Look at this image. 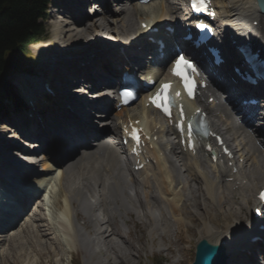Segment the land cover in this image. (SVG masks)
<instances>
[{
  "label": "bare ground",
  "instance_id": "bare-ground-1",
  "mask_svg": "<svg viewBox=\"0 0 264 264\" xmlns=\"http://www.w3.org/2000/svg\"><path fill=\"white\" fill-rule=\"evenodd\" d=\"M113 2H114L115 8L110 9L109 7L102 6L101 10H99L98 12H94L93 15L90 16L92 17L91 18L92 20H89L90 22H88V20H85L86 16L84 18L82 17V19L80 20H77L71 17L63 25H58L56 22H52L51 23V33L55 40V45L57 48L56 52L58 53L61 51L58 48V45L64 42H67V41L71 42V47H73L74 50L78 49V46H79L78 42L84 41V43H86L87 41H90L89 37L92 35V33H94V36L102 35L101 39H103L104 37L106 38L110 34H112L113 37H117V38L119 37V35L120 36L123 35L124 37L132 36V34L128 36L129 34H126V33H129V31H132L135 27V26L133 27V25H135L133 22L136 20L135 19L137 15L135 12L136 9L139 10V13L141 15H145L146 12L148 11L146 9V6H150V5L154 7L157 6L156 11L158 12L156 16L154 17L157 19V21L160 22V20L166 15V13L171 12V10L174 11L178 8L177 6L178 3L176 1L171 2L169 0H161L159 2H152V3H148L145 6L134 4L131 2V0H113ZM215 2H216L215 6L217 10V24H218L219 29H220V26H223L222 27L223 29L225 27H228L229 32L233 35L248 34L246 28L243 27V25L247 24V20H245L246 17L257 19V20H264V14H261L260 12H258L255 0H222V1L215 0ZM172 4H175V6H173ZM131 6H133V8ZM144 20L145 18L142 17L138 21V23ZM136 22L137 21H135V23ZM130 27H133V28H130ZM251 29H252V32H254V35H256V37H259V39L262 42H264V24L261 30H257L255 28H251ZM116 30H117V34H116ZM107 38H110V37H107ZM99 42L101 41H98V43ZM49 45H50V41L48 40L47 42H42L39 44L36 43L35 45H33V47L37 52L45 53ZM85 45L87 46V44ZM96 47L97 46H95V48ZM89 48L90 46L87 47V49ZM98 48L99 47H97L96 49ZM107 49L109 51V48ZM167 49H168V46L165 47V50ZM96 51L97 50H95L94 56H96ZM57 53H54V54H57ZM48 55H49L48 53L45 55H42V58ZM57 55L58 57L60 56L59 54ZM102 58H106L105 54L102 55L101 58H99V60H101ZM41 61L42 62H41L40 68L43 69L42 77L43 79H45L46 76H50V74L47 69L48 66L45 64L43 60ZM97 64H98V61L95 60L91 67V70H93L92 71L93 73L96 72ZM113 71H117V69H114ZM95 75H97V73H95ZM73 79L74 78L72 77H68L67 80H65V82H70L71 80L73 81ZM37 80L38 78L36 79L34 77L32 78V76H29L26 81L23 77L17 76V78H15L13 81L22 85L24 88V92L26 94V92L29 91V89L32 86H35L37 84ZM28 82L30 84H28ZM211 84L212 85L216 84V81L213 77H211ZM66 94L72 95L69 92H67ZM209 96L214 97V92L208 90L207 97ZM216 99L217 98L214 97L212 103L205 104L206 107L210 108V109L208 108V110L210 112L209 114L213 117L212 119L210 118L212 125L215 130L220 129L228 134V137L226 138L229 142L234 143L233 147L236 149L237 152L240 153L239 156L242 157V155H244L243 162H242V168L245 169L244 171L245 176L253 185L257 184L260 182V179H257L256 180L257 182H255V180L253 179L252 173L255 171L256 174H261V175L264 174V140H263L264 137H262V135L264 134L262 133L261 130H257L256 135L258 136L259 138L258 139L253 134L247 132L246 131L247 124H244L243 120L241 121V125L237 124L239 120L237 118L238 113H235L233 110L224 111L219 103L220 100L218 99V101L216 102ZM100 100H103V99L100 98ZM140 106L143 112L141 114H137L132 117L145 119L146 111L145 109H143L144 107L143 104H141ZM216 109L222 110L223 112L221 114L222 116L220 115L216 117V115L214 114V111ZM96 110H98L99 112L96 114H100L97 116L103 117V118H98L99 121L101 120V121L106 122L104 123L106 124L104 126V129L102 128V131L95 133L94 130L91 129L92 127L91 124H90L91 127H88V125L86 126V124L88 123L87 122H84V123H86L85 132L90 133L93 136H95L96 137L95 141H97L95 143H99V144L93 148L89 147L84 155L74 154L69 160H67L63 164L59 162L58 158H54L52 156L50 160L51 164H55V165L58 164V167L56 166V168L61 169L60 177L61 179H63V181H61V186L63 187V192L66 195L65 197L67 201V206H69V210H72L73 218L76 219L78 217V211H77V208H78L81 210L83 214L85 213V215L88 217V221L91 223L93 227V231L95 232L93 234L95 235L89 236L87 232H83L81 240L78 241V244H81L84 247V249L88 252L89 256L93 254V252H95L94 250L95 241H100V245L102 244V246H104L105 243L113 242V245H111V250L114 249L115 252H118V249H120L118 246L119 244H117V241L115 242L114 240L115 237L113 238L112 236H117L118 238L123 237V236L117 234L112 226V220L114 217L113 213H119L122 215L123 213H126V210L128 211L133 210V208L127 203V201H121L119 199L123 196L126 197L127 199L129 198V196L125 193V190L127 186L131 185V178H129L128 173H126L123 169V160L121 159L120 152L118 151L119 149L117 148V143L113 142L112 137L109 135L110 134V124H111L109 123V120H111L112 118L109 115V111H105L102 105L100 106L99 104V107H97ZM148 117L149 116L147 115L146 118ZM155 132H156L155 134L157 135V131ZM166 132L163 131L162 134L159 133V136L163 138V140L161 141L166 142L164 138ZM82 136L86 138L84 134H82ZM11 137H14V135H11ZM55 139H57L56 135L52 137V141L54 142ZM161 141L157 144L158 151H156V154H159L160 151H164V152L167 151L165 143ZM65 142H69V141L66 140ZM173 149H176V148H173ZM177 151H179L182 157V165H181V169L183 170L182 173L188 174V179H182L180 172L173 171V169L171 171L169 182L166 180L165 177L162 176L159 169H156L157 171L151 169L149 170V173L148 171H143V172L139 171L137 173L143 177L142 180L146 181V183L143 182L146 189L144 193L134 191V194L131 195V197H134L137 201L140 202V206L143 208V210L140 209L141 207H137L136 210L138 214L140 215L142 214L146 216L147 219L151 220L152 222L151 225L153 226V228L157 227L159 216L162 215L161 214L162 210L161 211L156 210L155 208L156 205L163 208V215L167 214V212L172 214L173 208L174 210L175 209L177 210L180 208L181 211L186 209L193 214L197 213V214L206 215L201 204H203L205 207L206 206L210 207L209 205L211 204L213 208L217 209V211L215 209L214 210L212 209L213 212L208 213L209 217H213L214 212H217V213L219 212L222 215L224 210L225 211L227 210V208H225V205L227 203L225 202V199L227 196L219 190L220 187H223L224 185L220 186L218 184V182L210 175V171L207 169V166L205 165L204 167H202L203 168L202 172L191 169L187 161L188 154L185 152H182V150H180L179 148ZM49 152H50V149L48 147H45L44 150L42 151V154L46 158V156H49L50 153L52 154V151L50 153ZM25 153L28 156H34V154H38L39 152L37 153L34 151H26ZM60 153L62 154L61 151ZM255 158H258L260 160V163L258 164V166L253 164V160ZM42 159L44 161L42 160L41 162V165H42V168H40L41 171L39 172L33 171V170L29 171V174H31V177H28V179L25 181V185L28 187V189L33 188V184L35 183H38L40 186L43 183V181L45 183L47 182L45 185V190L47 189V186H48L47 184H49L48 181H50L51 178L46 177V175L44 174L46 170H52L53 168L48 163L49 161L45 160L44 158ZM80 161H83V164L85 163L88 165L84 164L85 166H82V163ZM88 161H91L92 165ZM87 166H90V167L88 168ZM76 167L77 169L79 167V170H83L81 171L83 173L80 174L79 176L80 179L78 180H76L75 176H68L69 174L68 175L66 174L72 171V169ZM42 171L44 172L42 173ZM90 171H91V177L89 179L88 178L86 179L85 176L87 175V177H89ZM95 177L97 178L96 180H94ZM262 178L264 179V176ZM45 179L47 180L45 181ZM187 182H189L188 185H187ZM170 183H173L174 185L172 189L174 193L171 196V198H168L167 193L169 192ZM204 187L206 190V194L208 196L207 199L205 198V190L203 189ZM151 188H154V192L152 195H150ZM111 191H112V194H110ZM230 191L232 192V191H237V190L236 189L233 190L231 187ZM5 192L6 191H0V193L2 194L0 198L7 199V195L5 194ZM92 192H97L98 195L100 196L98 208L102 209L101 217H93L92 215V208L88 201V196H90L89 193L92 194ZM105 192H107V195H110L109 200L105 196ZM30 193H31L30 195L23 194L24 197H20L18 196V193L15 192L13 193L14 197L8 196L9 198L4 202V204L6 203L5 207H3L4 211L11 210V211H14V214H8L6 216H3L4 212L3 211L0 212V214H2L0 215V217H3V220L0 221V242L2 240V234H3L2 232H4V229H6L7 226L11 227L13 225L14 217L20 216V214L18 213L23 212L22 211L23 209H26V207L28 208L30 205L34 204V202H37L36 198L38 199V197H40L41 195L40 190L38 188L37 189L34 188L32 191H30ZM152 199L154 200L151 201ZM118 201L120 202L119 204H117ZM15 202H17V205L19 204L21 206L16 207ZM197 202H200V203H197ZM242 205L245 206V204H242ZM36 206L38 209L39 208L38 204H36ZM45 206H47V204ZM152 206L154 207L155 210L152 208ZM200 209L202 210L201 212H199ZM121 210H125V211H121ZM204 215H201V216H204ZM200 217H198V219H200ZM53 219L54 218L52 216V221ZM45 221L47 225H49V223L47 222L46 216H45ZM1 223L6 224L5 227H3ZM188 223L189 222H187V224ZM235 225H236V222L234 224H231L229 227L230 230ZM42 226H43L42 224L36 225V227L38 228L40 227V229H36L37 232L39 231L40 233H43L42 231H40ZM82 226L84 228V225ZM210 226L208 225V227ZM46 229H49V228L47 227ZM149 229H150L149 231L151 232L152 229L151 228ZM209 233L212 234L211 232ZM247 233H248V230L245 232V234ZM46 234L47 233H43L42 237L48 236ZM56 236L58 235L56 234ZM241 236L242 235L239 234L238 232H235V233L233 232L231 234L227 232H223V236L221 238L231 237V239L233 240L235 239L239 240ZM112 239L114 241H112ZM232 245H233V242L232 244L227 245L229 254L234 249V246L232 247ZM106 248L108 251L111 252L109 247L106 246ZM53 251L56 252L55 249ZM261 251H262V255H264V249H261ZM117 254L121 258H123L122 254H119V253ZM235 256L237 257L235 264H248L249 263L247 260H245L244 257L238 256L237 254H235Z\"/></svg>",
  "mask_w": 264,
  "mask_h": 264
},
{
  "label": "rangeland",
  "instance_id": "rangeland-1",
  "mask_svg": "<svg viewBox=\"0 0 264 264\" xmlns=\"http://www.w3.org/2000/svg\"><path fill=\"white\" fill-rule=\"evenodd\" d=\"M131 7L133 8V6ZM110 8H113V6L110 5ZM151 8L152 9L155 8L154 9L155 11L157 10L156 6L153 7L151 5L146 6V9L150 11L149 12L147 11L145 15H141L138 9H136V11L134 10L137 14L135 17L136 19L135 21L140 20L142 16L149 15L148 13H151V15L154 14L153 12H151L152 10ZM90 16L92 15H89L88 17L86 16L88 22H90L89 20H92L91 19L92 17ZM135 21L133 22L135 24L133 25V27L137 26V22L135 23ZM51 34H49V30H48L45 37L42 39V41L39 42V43L47 42L46 40L49 38L50 45L47 47L48 53H51L56 50L55 40L54 38H52L53 36ZM116 34H117V30H116ZM99 36L102 37V35L94 36V33H92V35L89 37L90 41H87L86 43H84V41L78 42L79 43L78 50L79 48H81V46L83 47L85 44H87L86 47L91 45L92 46L96 45L97 43L96 39L101 40V37ZM107 37H113V35L110 34ZM59 45L58 48L60 47ZM30 47L29 50L31 54L29 56L28 63L30 62V64L35 68L34 73L36 75L33 77L39 78L41 77V74L43 72V69L40 68L41 67L40 64H41V55L44 53L36 52L33 45ZM73 50L74 49H71L69 56L75 55L74 52H72ZM63 56L64 53L62 54V57ZM66 60L67 59H65L60 64V67L56 68L58 72H61V69H64V67L68 68L69 61ZM17 73L19 72H15L14 74H12L9 77L10 80H12V78L13 80L17 78L16 77ZM16 89L17 92L21 94L20 89L18 88ZM143 109H145V107H143ZM125 111H128V109ZM14 116L15 115H13V112L9 113L10 118L8 119V121L14 124L12 126L16 125ZM110 116L111 118H113L114 111ZM98 121L99 119L96 118L93 123L96 126V128H99L98 130H95L97 133L98 131H101L100 128H102L101 126L104 125L100 123L102 121L99 122ZM110 121L112 122L113 120L112 119L109 120V123ZM7 124L9 123H6L4 125L7 126ZM4 125H0V145L3 141H7V139L10 138L9 130L12 128V126L6 128V126ZM110 127H112V125H110ZM93 129H95V127ZM44 159L50 161L49 157L48 158L46 157ZM80 162L82 163V166L88 165L85 163L84 165L83 161ZM88 162L91 163V161ZM87 167L89 168L90 166ZM40 168H42L41 162H40ZM81 171L83 170H79V167L78 169L76 167L72 169V171H70L72 173L68 172L66 174L67 175L69 174L68 176H75L76 180H78L80 179L79 178L80 174L83 173ZM91 171L89 177H87V175L85 176L86 179L87 178L89 179L91 177ZM252 174L255 182H257L256 181L257 179H261L264 176V174L263 175L256 174L255 171ZM44 175H46V177L51 178V181L46 190L44 191L41 190L42 195L40 197H43L44 201L46 202L49 201L51 205V208L49 207V209L53 210L52 211L53 214L54 211L57 210L60 211L61 208L62 210L65 209L67 205V201L65 200L66 197L63 192V187L61 186V181H63V179H61L59 175V171L56 168H53L52 170L49 171L46 170ZM96 179L97 178L95 177L94 180ZM0 196H2L1 193ZM2 200H6V199L0 198V203L2 202ZM61 200L63 202H61ZM36 201L38 203L34 202V204L26 208V210L20 216L14 217L13 221L15 223L8 229L4 230L2 234V240L0 242V264H69V262L72 259L79 260L81 264H152V262L159 259H165L168 262V264H189L190 261L192 260L193 245L196 240H198L203 234L209 232L212 233L213 229L225 230L224 232L229 233L230 225L237 222L236 220L233 222V217L241 216L242 215L241 212L243 211V210L239 211L237 209H232V206L230 205V202L226 197L225 202L227 203L225 205V208H227V210L226 211L224 210L222 215L219 212L218 213L214 212V216L209 217L208 213H212L213 212L212 209L213 210L215 209L217 211V209L213 208L211 204L209 205L210 207L207 206L205 207L203 204H201L206 215L197 214V213L193 214L186 209L181 211L180 208L177 209L178 210L177 211L176 209L174 210L173 208L172 214L167 212L165 216L164 215L161 216L163 221H160L159 223L158 220L156 228H153V226L151 225L152 222L150 221V219H147L146 216L142 214L139 215L138 218L132 216V218L130 219L131 222L127 224L128 226L127 231L121 230L118 227V218L115 217L114 215V221L112 220V226L115 232L119 235L122 234L123 237H119V238L117 236H112V237L113 238L115 237L114 240L115 242L117 241V244H119L118 246L120 249H118V252H115L114 249L111 250V245H113V242L105 243L104 246H102V244L100 245V241H95V248H96V249L94 248L95 252H93V254L89 256L88 252L84 249L82 245H78L74 247L75 243H73L70 239L69 240L65 239V241L67 242L66 244L60 241L59 239L60 236H56V233L54 232V229L51 224V219H49L50 216L48 215V213L50 211L46 209L45 210L46 212H44L43 215V213H41V210L37 209L36 206V204H39L40 201L39 198L36 199ZM242 204H245V202H236L237 208L239 209L244 208L245 206H243ZM152 208L154 209L153 206ZM201 211L202 210L200 209L199 212ZM60 214L63 215L64 213L60 212ZM84 214L82 215V222L84 223L86 230L90 232L89 236H93L95 235L93 234L95 233L93 231V227L91 223L88 221V217L85 216ZM161 214H163V211L161 212ZM45 216L47 217L46 218L47 222L49 219L48 223L51 226V228L49 225H47L46 221L44 220ZM198 217H200V219H198ZM187 222L189 223L187 224ZM37 224L43 225L40 231H42L43 233H47L46 235L48 236L42 237L43 233H40L39 231L37 232L36 229H40V227L39 228L36 227ZM210 224L212 227L210 226ZM208 225L210 227H208ZM47 227L49 229H46ZM149 228L151 229L153 228L151 232L149 231L150 230ZM217 232L219 231L212 233V237L214 235L217 236ZM114 240L112 239V241ZM106 246L110 248L111 252L107 250ZM54 249L56 250V252L53 251ZM71 249L73 251H69ZM117 253L122 254L123 258H121Z\"/></svg>",
  "mask_w": 264,
  "mask_h": 264
},
{
  "label": "trees",
  "instance_id": "trees-1",
  "mask_svg": "<svg viewBox=\"0 0 264 264\" xmlns=\"http://www.w3.org/2000/svg\"><path fill=\"white\" fill-rule=\"evenodd\" d=\"M46 3L47 0H0V119L7 115L4 99L12 95L7 74L23 66L27 46L44 36L37 19Z\"/></svg>",
  "mask_w": 264,
  "mask_h": 264
},
{
  "label": "snow or ice",
  "instance_id": "snow-or-ice-1",
  "mask_svg": "<svg viewBox=\"0 0 264 264\" xmlns=\"http://www.w3.org/2000/svg\"><path fill=\"white\" fill-rule=\"evenodd\" d=\"M147 2V0H143ZM193 9L200 11L204 10L208 6V0H191ZM199 27H204L200 25ZM172 75L180 78L185 91L189 96L193 94V80L191 74L197 72L195 65L188 59L185 58L183 54L178 55L172 65L171 69ZM170 84H161L160 88L157 90L155 96L150 97V102L157 108H162L165 114L169 113L168 103H169V89ZM125 95H130V93H125ZM176 95H179L177 93ZM133 139L138 140L137 130L133 129L131 133ZM260 199L264 201V191L260 193Z\"/></svg>",
  "mask_w": 264,
  "mask_h": 264
},
{
  "label": "water",
  "instance_id": "water-1",
  "mask_svg": "<svg viewBox=\"0 0 264 264\" xmlns=\"http://www.w3.org/2000/svg\"><path fill=\"white\" fill-rule=\"evenodd\" d=\"M226 251L207 238H201L195 245L194 260L191 264H225Z\"/></svg>",
  "mask_w": 264,
  "mask_h": 264
}]
</instances>
